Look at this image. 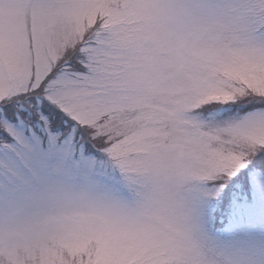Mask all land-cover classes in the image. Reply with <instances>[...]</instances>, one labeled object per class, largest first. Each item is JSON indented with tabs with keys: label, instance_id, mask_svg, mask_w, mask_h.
<instances>
[{
	"label": "snow or ice",
	"instance_id": "obj_1",
	"mask_svg": "<svg viewBox=\"0 0 264 264\" xmlns=\"http://www.w3.org/2000/svg\"><path fill=\"white\" fill-rule=\"evenodd\" d=\"M264 234V0H0V264H205Z\"/></svg>",
	"mask_w": 264,
	"mask_h": 264
},
{
	"label": "clouds",
	"instance_id": "obj_2",
	"mask_svg": "<svg viewBox=\"0 0 264 264\" xmlns=\"http://www.w3.org/2000/svg\"><path fill=\"white\" fill-rule=\"evenodd\" d=\"M205 264H258L257 252L264 234L247 226L230 231L215 230L207 239Z\"/></svg>",
	"mask_w": 264,
	"mask_h": 264
},
{
	"label": "rangeland",
	"instance_id": "obj_3",
	"mask_svg": "<svg viewBox=\"0 0 264 264\" xmlns=\"http://www.w3.org/2000/svg\"><path fill=\"white\" fill-rule=\"evenodd\" d=\"M232 229L233 228L231 227V221H229L224 224V227L221 230L230 231ZM257 260H258V264H264V245H262L257 252Z\"/></svg>",
	"mask_w": 264,
	"mask_h": 264
}]
</instances>
